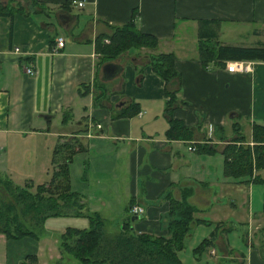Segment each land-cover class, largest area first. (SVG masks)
I'll return each mask as SVG.
<instances>
[{
	"label": "crops",
	"instance_id": "obj_1",
	"mask_svg": "<svg viewBox=\"0 0 264 264\" xmlns=\"http://www.w3.org/2000/svg\"><path fill=\"white\" fill-rule=\"evenodd\" d=\"M128 20L154 34L156 45L103 58L95 37ZM199 33H213L223 44L264 46V0H83L80 6L70 0H0V157L19 143L27 146L26 139L53 146L58 138L75 135L83 149L68 166L76 156L91 171L76 191L104 224L109 213L103 216L100 209L115 206L120 218L137 203L143 212L130 227L162 233L168 197L189 189L194 216L209 222L197 221L190 229L196 233L189 230L184 243L196 244L216 223L212 244L195 260L264 264V187L223 175L221 152L236 133L250 142L252 122L264 124V60L241 59L250 63L249 71L229 70L231 59L203 66ZM57 35L63 44L54 50ZM168 51L177 74L165 83L147 55ZM105 62L119 67L103 76ZM165 88L180 100L171 108L165 106ZM169 116L189 127L191 138L166 137ZM198 143L212 150L203 151ZM6 170L0 167L11 178ZM253 173L264 179V167ZM123 221L108 225L117 231ZM0 234L7 264L26 254L34 255L27 264H56L60 255L54 234L46 230L36 240Z\"/></svg>",
	"mask_w": 264,
	"mask_h": 264
},
{
	"label": "trees",
	"instance_id": "obj_2",
	"mask_svg": "<svg viewBox=\"0 0 264 264\" xmlns=\"http://www.w3.org/2000/svg\"><path fill=\"white\" fill-rule=\"evenodd\" d=\"M214 35H198L197 50L201 65L205 66L210 61L224 65L226 59L264 60V46L223 44ZM103 37H107L108 41L103 42ZM94 42L95 49L102 57L109 59L126 50L153 48L157 37L139 30L133 21L128 20L112 27L107 33L98 34ZM147 58L151 69L165 83L177 74L171 51L151 52ZM164 93L167 95L166 108L180 101L172 90L165 88ZM121 113H127L126 109ZM191 135V129L180 119L169 116L166 137L191 138ZM244 140L241 133H236L223 145L222 173L237 181L258 182L264 187V179L253 173L264 167V124L252 122L250 142ZM197 147L207 152L212 150L205 144L198 143ZM82 149L83 144L75 135L58 138L51 152L49 177L46 181L36 183L33 189L30 180L27 179L23 184L16 183L0 171L4 192L0 194V233L7 239L16 240L27 236L36 240L45 231L43 222L46 218L83 216L88 219L86 226L66 225L57 234L56 244L60 255L56 264H67L62 261L64 256L74 258L76 264H184L179 255L185 246L184 237L197 221L209 222L194 216L196 207L187 200L189 189H184L178 198L168 197L165 231L162 233L136 232L130 227L129 221H123L121 229L107 234L102 230L101 215L89 210L81 193L70 187L68 164L72 155ZM261 210L264 215V192ZM128 215L130 217L132 214ZM215 226L216 223L213 228ZM212 229L190 248L194 259L198 260L199 255L212 244ZM32 258L33 254H26L17 264H27L26 259Z\"/></svg>",
	"mask_w": 264,
	"mask_h": 264
},
{
	"label": "rangeland",
	"instance_id": "obj_3",
	"mask_svg": "<svg viewBox=\"0 0 264 264\" xmlns=\"http://www.w3.org/2000/svg\"><path fill=\"white\" fill-rule=\"evenodd\" d=\"M238 119V118H237ZM242 120L244 122V117L242 116ZM244 128L242 127L241 130ZM27 146H24L23 144H18V146H15L13 151H9L8 154L3 153L0 157V167L9 168V171L11 174V180L16 183L23 184L27 179H29L32 182L31 189L34 188V185L37 182H43L46 181L49 177L51 165H50V159H51V152L53 146L48 145L47 142L45 144L44 141H37V139H26ZM30 141V142H28ZM56 141V140H55ZM27 148V149H25ZM86 156L85 154H78V156ZM79 156V157H81ZM69 180H70V187L74 190H80V187H82L84 183V174L90 173V169L86 170V166L83 163V160L81 161L80 158L74 157L72 159L71 164L69 165ZM92 175V174H91ZM88 181L90 178H87ZM2 178L0 174V194L4 193L2 188ZM253 194L256 195L255 190H253ZM140 205V204H139ZM119 209V208H118ZM103 216L109 217V221L106 222V224L103 223L102 230L105 233H113L116 230V226L108 225L111 223V220L115 221V224L119 222V220L122 221V219H126V221H129L130 223L134 222L137 219L131 220L129 215H126V213H123L122 217H118L117 215L120 214L121 211L117 210L115 206L109 209L108 212L106 210L100 209ZM195 214V213H194ZM116 218H118L116 220ZM111 219V220H110ZM88 222V219L83 216H76V215H62V216H53L48 217L43 222V227L46 230V233L49 234L51 237L52 234H54V237H57V234L63 230V228L66 225L70 226H77L82 227L86 226ZM264 224V223H263ZM193 228V227H192ZM121 229V228H120ZM237 230L236 228H234ZM242 227L239 226L238 228V242L239 244L243 245L244 241H241V233L243 230ZM138 232L137 230H134ZM191 231V230H190ZM194 230H192L190 233L192 234ZM197 231V230H196ZM196 231L193 233L195 234ZM48 236V235H46ZM198 240V239H197ZM51 244V243H50ZM195 245V243H190L189 241L185 242V246L183 249L179 251V255L182 259V261L185 264H201V262H197L193 258V255L191 254V245ZM48 248V245H45V250ZM7 250H10L7 248ZM5 252H6V246L4 244L3 236L0 234V264H7L5 260ZM52 252L54 254L58 253L57 248L52 247ZM215 252L213 254L211 253L210 256L212 258H215ZM41 258V257H40ZM29 261V259H27ZM62 261L67 264H76L77 261L69 256H64ZM50 264V263H47ZM227 264V263H226Z\"/></svg>",
	"mask_w": 264,
	"mask_h": 264
},
{
	"label": "built area",
	"instance_id": "obj_4",
	"mask_svg": "<svg viewBox=\"0 0 264 264\" xmlns=\"http://www.w3.org/2000/svg\"><path fill=\"white\" fill-rule=\"evenodd\" d=\"M71 3L80 6L83 4V0H70ZM103 42H107L108 39L107 38H103L102 39ZM63 44V37L61 35H57L55 37V46H54V50H56L57 48L61 47ZM17 47H15L16 49ZM226 67L229 70H236V71H249L251 69L250 63L248 61L245 60H241V59H232V60H227L226 61ZM26 71L31 73L33 72V70L30 67L26 68ZM189 148V146H188ZM143 212V207L137 203H131L128 206V213L130 214H134V215H141Z\"/></svg>",
	"mask_w": 264,
	"mask_h": 264
},
{
	"label": "water",
	"instance_id": "obj_5",
	"mask_svg": "<svg viewBox=\"0 0 264 264\" xmlns=\"http://www.w3.org/2000/svg\"><path fill=\"white\" fill-rule=\"evenodd\" d=\"M116 66H118L116 63H113V62H105L102 66H101V71H102V75L103 76H110L113 72V70L115 69V68H118V67H116ZM104 78H106V77H104ZM138 215H131L130 216V219L131 220H133V219H135L136 217H137ZM140 216V215H139Z\"/></svg>",
	"mask_w": 264,
	"mask_h": 264
}]
</instances>
